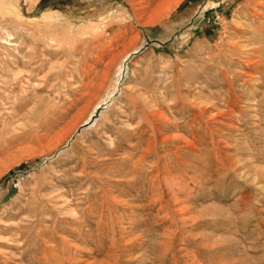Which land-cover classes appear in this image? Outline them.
I'll list each match as a JSON object with an SVG mask.
<instances>
[{"label":"rangeland","instance_id":"rangeland-1","mask_svg":"<svg viewBox=\"0 0 264 264\" xmlns=\"http://www.w3.org/2000/svg\"><path fill=\"white\" fill-rule=\"evenodd\" d=\"M263 13L0 0V264H264Z\"/></svg>","mask_w":264,"mask_h":264},{"label":"bare ground","instance_id":"bare-ground-1","mask_svg":"<svg viewBox=\"0 0 264 264\" xmlns=\"http://www.w3.org/2000/svg\"><path fill=\"white\" fill-rule=\"evenodd\" d=\"M264 14V13H263ZM264 16V15H263ZM262 16V17H263ZM261 22V21H260ZM257 24L258 25H260L258 28H254L255 30L253 31V33L255 34V36H256V38H257V40L258 41H260V40H262V34L264 33V26H263V24H259V22H257ZM250 25H252V24H250ZM255 25V24H254ZM253 27V26H252ZM252 27H250V28H252ZM258 31H262V33H257ZM257 33V34H256ZM255 38V39H256ZM232 43V42H231ZM234 43V42H233ZM232 43V44H233ZM240 43H242L241 41L240 42H236L233 46H234V49H236V50H238L239 51V49H240V47H241V45H239ZM243 44V43H242ZM231 50V49H230ZM245 50H243V52H244ZM250 51H251V55H249L248 54V52H247V54L249 55V56H254L255 58H257V60L254 62V61H252V64H249L248 65V71H250V72H252L253 70H254V72H257V73H259V75H258V79H260L261 78V74L263 75L264 73H262V72H264V59H262V58H260L262 55H263V57H264V47L263 46H260V44H258L256 41H255V43H254V47L252 48V49H250ZM250 53V52H249ZM245 55V54H244ZM248 55H246V56H248ZM248 56V57H249ZM233 57V56H232ZM253 57V58H254ZM252 58V57H251ZM259 58V59H258ZM246 59H248V58H246ZM233 60V59H232ZM248 60H250V59H248ZM245 62H247V61H245ZM245 62H243V63H245ZM248 63V62H247ZM250 63V62H249ZM263 64V65H262ZM245 66V65H244ZM241 67V66H240ZM243 67V66H242ZM242 70V69H241ZM245 72H247V71H245ZM243 73V72H242ZM263 78V77H262ZM235 79V78H234ZM230 88V87H229ZM231 91V90H230ZM231 94H233L232 92H230ZM231 97V96H230ZM232 98V97H231ZM235 98V97H234ZM233 100V99H232ZM231 100V101H232ZM206 111V110H205ZM232 111V110H231ZM261 134V133H260ZM260 137V136H259ZM258 140V139H257ZM264 140V139H263ZM242 144V143H241ZM247 145H249V144H247ZM247 147V146H246ZM259 147V146H258ZM252 149V148H251ZM247 151V150H246ZM238 153H240V152H238ZM263 153V152H262ZM242 154H243V152H242ZM248 154V153H247ZM250 154V153H249ZM252 154V153H251ZM254 155V154H253ZM237 157V156H236ZM239 157H240V155H239ZM251 157V156H250ZM254 157V156H253ZM244 158H246V157H243V159ZM246 160V159H245ZM247 160H249L248 159V156H247ZM251 160H252V157H251ZM257 160H259V159H257ZM254 161V160H253ZM255 161H256V159H255ZM242 162H243V160H242ZM244 163V162H243ZM245 163H247V161L245 162ZM241 164V163H240ZM248 169V168H247ZM246 170V169H245ZM248 171V170H247ZM258 173H260V175L263 173V168L262 169H260L259 167H257L256 168V170H255V174H256V178L255 179H257L260 175H258ZM254 179V180H255Z\"/></svg>","mask_w":264,"mask_h":264}]
</instances>
